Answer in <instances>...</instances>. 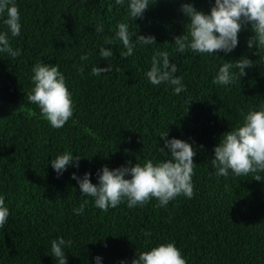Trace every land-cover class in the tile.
Returning a JSON list of instances; mask_svg holds the SVG:
<instances>
[{
  "label": "trees",
  "instance_id": "1",
  "mask_svg": "<svg viewBox=\"0 0 264 264\" xmlns=\"http://www.w3.org/2000/svg\"><path fill=\"white\" fill-rule=\"evenodd\" d=\"M15 2L22 27L10 42L20 55L0 54V195L10 210L0 229V264H55L49 241L56 236L72 241L65 249L67 264H94L97 255L102 264H130L136 252L164 242H174L187 264H264V181L252 174L216 177L210 162L220 136L241 122L242 113L264 106V50L247 48L250 25L242 28L237 48L227 55L180 54L170 44L187 23L181 4L207 13L213 0H156L130 30L153 35L157 45L137 47L122 58L118 40L105 42L114 37L125 4ZM99 23L102 33L94 31ZM100 46L111 47L113 56L100 58ZM158 49L169 51L186 91L173 94L168 86L147 82L144 72ZM85 53L88 59L82 61ZM241 57L253 62L246 74L231 86L215 85L219 59ZM37 60L57 64L71 93L74 114L60 129L51 128L27 99ZM108 63L113 71L90 74L92 66ZM164 131L168 138L190 143L196 153L191 199L178 196L166 207L156 206L155 199L133 208L121 203L102 212L89 198L81 215L73 213L85 199L70 178L73 172L91 173L95 184L102 166L156 161ZM68 150L82 156L79 167L70 166L57 177L47 162Z\"/></svg>",
  "mask_w": 264,
  "mask_h": 264
},
{
  "label": "clouds",
  "instance_id": "2",
  "mask_svg": "<svg viewBox=\"0 0 264 264\" xmlns=\"http://www.w3.org/2000/svg\"><path fill=\"white\" fill-rule=\"evenodd\" d=\"M156 0H115L116 4L126 5V14L115 24L114 37L105 43L112 44L118 40L123 51L122 58L130 57L137 47L157 45L155 37L138 35L132 32L130 25L137 19H142L145 11ZM180 12L187 18L184 32L173 37L175 51L180 54L191 52L194 55L217 56L214 53L233 52L239 43L238 34L245 26L250 25L252 35L247 39L246 46L252 49L264 50V0H213L207 13L197 10L190 3H183ZM0 54L15 58L20 55L19 48H13L11 38L20 35L21 17L15 0H0ZM186 26V31H185ZM96 33L104 31L103 23L95 26ZM98 55L104 60L113 56L111 47L100 46ZM88 59L85 53L80 57ZM170 53L167 50H156L151 57L150 67L144 72L147 82L153 86L161 84L171 88L173 94L186 91L183 77L177 75L176 63H170ZM218 66L213 77L215 85L225 87L233 85L237 79L244 76L245 69L253 66L246 57L224 61ZM114 70L111 63L106 67L92 66L90 74L100 76ZM83 71V68L78 69ZM31 81L33 87L27 95L29 102L35 104L40 114L54 129L62 128L74 114V104L64 74L57 64L42 63L37 60L31 66ZM187 104L189 102L186 101ZM35 115V113H33ZM171 124V123H170ZM159 138L163 147L158 146L160 159L146 160L144 163L126 162L124 165L109 169L102 166L97 170L96 183L90 180L92 175L84 172L70 176L80 190V196L85 197L79 207L73 209L75 215L84 212L89 198L93 206L102 212L114 209L121 203L128 208L143 206L151 199L157 201L158 207H166L178 196L191 199L194 194L193 156L196 154L193 146L185 140L168 138L167 131ZM80 155H74L70 150L64 151L47 162L59 177L70 166L79 167ZM211 165L216 177L229 175L240 177L252 174L254 180L264 181V106L250 109L242 113V120L231 130L223 133L218 143L213 147ZM131 164V166H129ZM10 215L4 195H0V229L4 228ZM151 233L146 232L145 236ZM50 256L55 258V264H67L65 249L72 244L62 236H56L49 241ZM94 264H102V258L93 257ZM120 264H128L120 261ZM130 264H187L174 242H164L150 247L148 250L136 252Z\"/></svg>",
  "mask_w": 264,
  "mask_h": 264
}]
</instances>
